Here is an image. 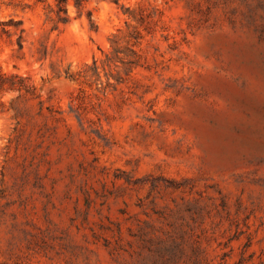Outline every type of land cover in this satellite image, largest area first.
Masks as SVG:
<instances>
[{
  "label": "rangeland",
  "instance_id": "1",
  "mask_svg": "<svg viewBox=\"0 0 264 264\" xmlns=\"http://www.w3.org/2000/svg\"><path fill=\"white\" fill-rule=\"evenodd\" d=\"M113 3L77 74L0 57V264H264V0Z\"/></svg>",
  "mask_w": 264,
  "mask_h": 264
},
{
  "label": "clouds",
  "instance_id": "2",
  "mask_svg": "<svg viewBox=\"0 0 264 264\" xmlns=\"http://www.w3.org/2000/svg\"><path fill=\"white\" fill-rule=\"evenodd\" d=\"M119 7L113 0H40L34 7L25 8L20 17L25 19L24 32H10L0 39V57L7 53L6 60L17 68L23 64L26 72L37 71V76L28 81L33 87L40 86L46 72L54 71L57 79L65 73L77 74L84 65L67 58L62 38L70 35L73 46L79 47L81 39L87 42L99 34L100 20L106 24L116 20ZM10 18L13 17L6 12L0 20ZM18 40L23 45V54L14 57Z\"/></svg>",
  "mask_w": 264,
  "mask_h": 264
},
{
  "label": "trees",
  "instance_id": "3",
  "mask_svg": "<svg viewBox=\"0 0 264 264\" xmlns=\"http://www.w3.org/2000/svg\"><path fill=\"white\" fill-rule=\"evenodd\" d=\"M58 8H59V4H58ZM60 10L62 11V9ZM20 26H21V21H14L13 18L8 19L7 21H0V37L2 35H6L10 33L11 29L8 28H12L14 31L24 32V30L20 28ZM17 42L19 49H21L22 44L19 43V40ZM14 78H17V76L16 75L7 76L6 74L0 72V89L7 90V89L16 88L18 85H15V82L13 81Z\"/></svg>",
  "mask_w": 264,
  "mask_h": 264
}]
</instances>
